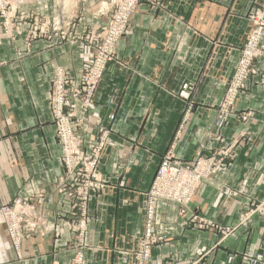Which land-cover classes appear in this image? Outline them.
Wrapping results in <instances>:
<instances>
[{
  "label": "crops",
  "instance_id": "0c3cea01",
  "mask_svg": "<svg viewBox=\"0 0 264 264\" xmlns=\"http://www.w3.org/2000/svg\"><path fill=\"white\" fill-rule=\"evenodd\" d=\"M29 16L14 38L0 26V209L44 196L17 253L0 212V264H132L144 231L146 192L180 126L184 165L227 151L185 209L158 201L151 264H264V53L230 116L218 103L264 0H142L130 16L77 133L83 149L105 135L87 206L84 247L69 229L70 199L49 108L55 66L78 80L88 38L107 23L104 0H9ZM35 17L36 21L32 19ZM55 21L56 30L47 23ZM33 23L46 29L31 38ZM69 24V25H68ZM264 44V38L262 40ZM188 85L191 90L183 91ZM261 210L250 215L255 207ZM194 218V220H192ZM204 223V226L202 225Z\"/></svg>",
  "mask_w": 264,
  "mask_h": 264
},
{
  "label": "built area",
  "instance_id": "2783aa9c",
  "mask_svg": "<svg viewBox=\"0 0 264 264\" xmlns=\"http://www.w3.org/2000/svg\"><path fill=\"white\" fill-rule=\"evenodd\" d=\"M142 0H107L105 14L108 20L105 25L98 27L89 40L90 52L84 62L79 79H72L60 66L54 68L53 82L49 91V105L52 109V124H54L56 138L60 142L62 159L67 164L66 172L70 194V207L68 209L75 221L72 223L74 232L80 233L78 244L80 249L84 247L86 224L88 221L87 205L90 201V193L101 189L102 183H91V175L97 169L101 151L104 148L105 135L100 136L89 149L84 150L82 140L77 137V131L85 124L86 116L90 113V106L94 97V91L108 64L116 54V46L124 35L128 34L130 16L137 9ZM3 0H0V10L5 8ZM106 3V4H107ZM105 4V5H106ZM11 21L5 23L7 32L21 28L25 19L29 16L20 12L17 15L10 14ZM36 21L35 17L32 18ZM33 21V22H34ZM252 31L241 49L239 60L236 64L227 90L218 103V112L221 116H230L234 109V102L239 92L244 89V83L250 75L253 63L263 56L264 44V4L249 15ZM20 31L17 33L19 34ZM16 34V35H17ZM14 37V35H9ZM183 91L191 90L185 85ZM175 133L174 139L167 153L158 165L152 186L146 193V207L144 218V231L139 240L137 250L132 253V264H151V249L161 240L155 234V207L158 201L176 203L180 209H185L191 199L198 192L203 180L211 178L224 164L223 159L228 155L227 151H219L216 155L202 156L190 165H184L175 155L174 148L180 139V131ZM43 202L40 196L16 199L10 205L4 206L0 212L4 218L5 231L12 246L17 253L23 238L24 229L28 231L34 227L38 208ZM261 205L250 211L242 222L249 219L254 212L261 210ZM194 220V218H192ZM204 223L202 222V225ZM199 260L190 264H197ZM70 264H84L82 251H78L70 260Z\"/></svg>",
  "mask_w": 264,
  "mask_h": 264
},
{
  "label": "rangeland",
  "instance_id": "374dc122",
  "mask_svg": "<svg viewBox=\"0 0 264 264\" xmlns=\"http://www.w3.org/2000/svg\"><path fill=\"white\" fill-rule=\"evenodd\" d=\"M4 2V4L6 5L5 6V8L2 10V12H1V10H0V26H1V29H2V33H3V35H14V37L16 36V34L20 31V33L22 32V28H20V27H18L17 29H14L12 26H11V33H8L7 32V30L8 29H6L5 28V23H7V21H11V23H9V27H10V25H13V21L14 20H12V18L10 17V14H12L13 15V9H12V6L9 4V0H3ZM107 0H104V4H106L107 2H106ZM108 5V3L106 4V6ZM107 8V7H106ZM15 15V14H14ZM35 22V21H34ZM47 25H49L48 27H51V30H56V27H57V23L53 20V21H49V23H47ZM69 25V24H68ZM46 27V24L45 23H41L40 25L39 24H37V23H33V25H32V27H29V28H27V35H30V37L31 38H33V37H36V35H38V33H42V31L43 30H39V29H46L45 28ZM100 27V26H99ZM98 30V28L96 29V31ZM96 31H94L93 32V34H92V36L93 35H95V32ZM19 33V34H20ZM91 36V37H92ZM14 37H11V38H14ZM90 37V38H91ZM90 38H88V43H89V40H90ZM90 52V51H89ZM56 67V66H55ZM49 108L51 109V106L49 105ZM51 119H52V109H51ZM52 121V120H51ZM81 128V127H80ZM79 132V130L77 131V133ZM78 137V136H77ZM57 139V138H56ZM58 142H59V140H58ZM59 145H60V142H59ZM60 165H61V167H62V169H63V175H62V180H63V183L65 184V185H67L68 184V188L69 189H71L70 187H69V183L68 182H66L65 180H67L68 178H67V176H66V172L68 171L67 169H66V167H67V164L65 163V161H64V159H62V155H61V158H60ZM96 172H97V169L95 168L94 169V171L92 172V175H91V183H94V184H97V183H99V181L98 180H96L95 178H96ZM155 177V176H154ZM154 179V178H153ZM153 181V180H152ZM153 183V182H152ZM151 186H152V184H151ZM150 186V187H151ZM104 187V186H103ZM102 187V188H103ZM101 188V189H102ZM101 189H99V190H101ZM61 191L62 192H65L66 193V196L68 197V199H70V192L71 191H69V190H67V187L65 188L64 186H63V188H61ZM93 192H97V191H93ZM93 192H91L90 193V197H91V194L93 193ZM148 192V191H147ZM146 192V193H147ZM70 193V194H69ZM40 197H41V199L44 201V196L42 195H39ZM29 197H35V196H29ZM27 198V197H26ZM23 199V198H22ZM22 199H20V200H22ZM90 199V198H89ZM70 204H71V201H70ZM41 205V204H40ZM88 206V205H87ZM70 207V206H69ZM69 209V208H68ZM73 217V216H72ZM74 218V217H73ZM74 221H75V219H74ZM74 221H72V222H70V224H69V229L72 231V233L74 234V241L76 242V244H78V242H79V240H81V238H80V233L79 232H74L73 231V229H72V223L74 222ZM78 246H79V248H80V245L78 244ZM139 246V245H138ZM137 250V249H136Z\"/></svg>",
  "mask_w": 264,
  "mask_h": 264
}]
</instances>
